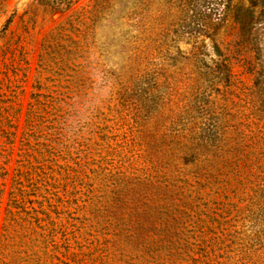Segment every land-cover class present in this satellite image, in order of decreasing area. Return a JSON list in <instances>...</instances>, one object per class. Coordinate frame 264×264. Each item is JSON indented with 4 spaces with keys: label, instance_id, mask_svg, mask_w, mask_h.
I'll use <instances>...</instances> for the list:
<instances>
[{
    "label": "trees",
    "instance_id": "trees-1",
    "mask_svg": "<svg viewBox=\"0 0 264 264\" xmlns=\"http://www.w3.org/2000/svg\"><path fill=\"white\" fill-rule=\"evenodd\" d=\"M1 216L0 264H76V238H122L142 264H264V0L69 14L42 41Z\"/></svg>",
    "mask_w": 264,
    "mask_h": 264
},
{
    "label": "rangeland",
    "instance_id": "rangeland-1",
    "mask_svg": "<svg viewBox=\"0 0 264 264\" xmlns=\"http://www.w3.org/2000/svg\"><path fill=\"white\" fill-rule=\"evenodd\" d=\"M88 0H83L66 14H49L29 8L30 0H6L0 14V116L7 117L12 126L8 141L0 140V152L7 156L8 178L3 182L4 195L1 213L6 203L10 177L22 134L25 112L36 75L41 44L45 36L73 11H77ZM222 39H228L222 35ZM235 72L246 83L251 76L237 65ZM1 118V117H0ZM2 216L0 217L1 226ZM77 253L76 264H142L131 258L142 256V250L127 247L122 238H76L70 243ZM90 253V257L83 254ZM63 264H74L68 257H62ZM145 264V263H144Z\"/></svg>",
    "mask_w": 264,
    "mask_h": 264
}]
</instances>
